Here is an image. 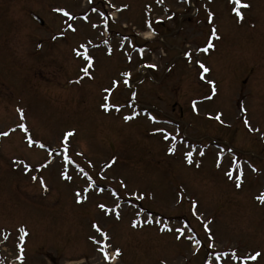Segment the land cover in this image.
Returning <instances> with one entry per match:
<instances>
[{"label": "rangeland", "instance_id": "1", "mask_svg": "<svg viewBox=\"0 0 264 264\" xmlns=\"http://www.w3.org/2000/svg\"><path fill=\"white\" fill-rule=\"evenodd\" d=\"M91 1L0 0V263L264 264V0Z\"/></svg>", "mask_w": 264, "mask_h": 264}, {"label": "snow or ice", "instance_id": "2", "mask_svg": "<svg viewBox=\"0 0 264 264\" xmlns=\"http://www.w3.org/2000/svg\"><path fill=\"white\" fill-rule=\"evenodd\" d=\"M232 2H233L234 4H236V5H239L240 7H248L247 4H242V3H241V0H232ZM233 11L236 12V15H237V16H241V13H240L236 8H233ZM64 14H65V15H68V13H64ZM210 18H211V17H210ZM70 27H71V26H70ZM73 30H74V29H73ZM212 34L215 36V30H214V29H213V33H212ZM208 46H209V47H212V44L209 42V45H208ZM81 47H83V45H82ZM204 51H207V49H204ZM77 55H80V53H77ZM84 59H85L86 61H88L89 66H91V59H90L89 57H87V56H85ZM153 67H154V66H153ZM200 68H202V69L204 70V72H207V71H208V69H207L203 64H200ZM82 70L87 74V72H88V69H87V68L82 69ZM124 75L127 76L128 73H124ZM201 78H203V77H201ZM115 83H116V82L114 81L113 84H115ZM125 83H127V81H125ZM213 91H214V89H213ZM105 107H106V106H105ZM194 107H195V106H194ZM125 119H126V120H127V119H130V117H125ZM153 119H154V118H153ZM216 119L219 120V119H220V116L218 115V116L216 117ZM247 123H248V121H245V124H247ZM19 127H20L21 129H24V128H25V126H24L23 124H20ZM159 131H163V130H159ZM2 134H3V135H7V133H2ZM70 135H72V133H68V134H66V136H70ZM164 138H165V139H168V136L165 135ZM41 147H43V145H41ZM172 151H173V149H172V148H169V152H172ZM187 156H188V157H191V153H188ZM189 163H191V160H190V159H189ZM253 170L255 171V169H253ZM228 175H229V177L231 178V173H228ZM33 179H36V178L33 177ZM235 179H236V181H237L236 186H237V187H240V186H241V180H240V177L237 176ZM41 183H43V182H41ZM257 199H259L262 203H264V195L259 196ZM100 207L103 208L104 206L101 205ZM133 226H136V225L134 224ZM93 227L96 228L97 231H100V229L98 228L97 225L93 224ZM21 231H23V229H21ZM177 231H180V230L177 229ZM178 238H179V237H178ZM209 246L211 247V245H209ZM119 254H120L119 249H117L116 252H115V255L118 256ZM259 255H260V253H256L254 256L251 257V259L255 260ZM113 258H114V257H113ZM105 259H109V257H108L107 255H105Z\"/></svg>", "mask_w": 264, "mask_h": 264}, {"label": "bare ground", "instance_id": "3", "mask_svg": "<svg viewBox=\"0 0 264 264\" xmlns=\"http://www.w3.org/2000/svg\"><path fill=\"white\" fill-rule=\"evenodd\" d=\"M145 36H146L147 39L151 38V34L150 33H147Z\"/></svg>", "mask_w": 264, "mask_h": 264}]
</instances>
